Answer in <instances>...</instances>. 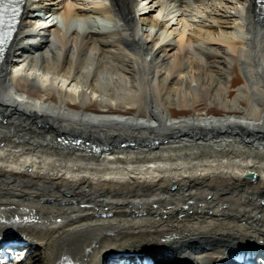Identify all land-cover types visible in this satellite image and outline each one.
I'll list each match as a JSON object with an SVG mask.
<instances>
[{
  "label": "bare ground",
  "instance_id": "1",
  "mask_svg": "<svg viewBox=\"0 0 264 264\" xmlns=\"http://www.w3.org/2000/svg\"><path fill=\"white\" fill-rule=\"evenodd\" d=\"M25 4L0 61V245L26 251L13 264L263 252L264 6Z\"/></svg>",
  "mask_w": 264,
  "mask_h": 264
},
{
  "label": "rangeland",
  "instance_id": "2",
  "mask_svg": "<svg viewBox=\"0 0 264 264\" xmlns=\"http://www.w3.org/2000/svg\"><path fill=\"white\" fill-rule=\"evenodd\" d=\"M43 15V16H42ZM41 17L42 18H44L43 20H45V15L44 14H41ZM14 53H15V51H14ZM17 56V53H15V56L14 57H16ZM13 58V57H12ZM183 115V114H182ZM64 142H66V143H68L69 141L68 140H65ZM158 143V142H157ZM86 144V143H85ZM149 144H151V143H149ZM153 145H156V143H152ZM165 145H167L168 144V142H165L164 143ZM129 146H132V145H130V144H128ZM127 145V147H129ZM85 146H88V144H86ZM117 146H119V145H117ZM90 147V146H89ZM122 147H126L125 145L124 146H122ZM191 174H193V172L191 173L190 172V176H192ZM68 179H70V181H71V177L70 178H68ZM164 190H165V188H163ZM51 192L55 195V196H59L60 198H62L64 195H66L65 193L63 194V192H59V191H54V189H52L51 190ZM58 192V193H57ZM222 208V207H221ZM25 210V209H24ZM29 219H30V217H29ZM5 220H7V219H5ZM59 220V221H58ZM58 222H60V219H57V220H55L54 222H53V224L55 223V224H57ZM21 241V240H20ZM19 241V242H20ZM22 249V248H21ZM20 250V249H19ZM37 258H39V257H37ZM158 262L160 261V260H157Z\"/></svg>",
  "mask_w": 264,
  "mask_h": 264
},
{
  "label": "water",
  "instance_id": "3",
  "mask_svg": "<svg viewBox=\"0 0 264 264\" xmlns=\"http://www.w3.org/2000/svg\"><path fill=\"white\" fill-rule=\"evenodd\" d=\"M247 177H248V178H254L255 176L252 175V174H249Z\"/></svg>",
  "mask_w": 264,
  "mask_h": 264
}]
</instances>
